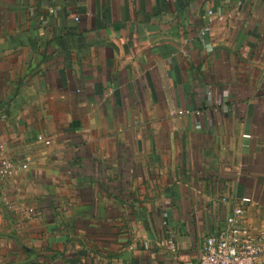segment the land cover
<instances>
[{
    "label": "crops",
    "instance_id": "1",
    "mask_svg": "<svg viewBox=\"0 0 264 264\" xmlns=\"http://www.w3.org/2000/svg\"><path fill=\"white\" fill-rule=\"evenodd\" d=\"M0 142V264H187L238 205L264 234V0H0Z\"/></svg>",
    "mask_w": 264,
    "mask_h": 264
},
{
    "label": "built area",
    "instance_id": "2",
    "mask_svg": "<svg viewBox=\"0 0 264 264\" xmlns=\"http://www.w3.org/2000/svg\"><path fill=\"white\" fill-rule=\"evenodd\" d=\"M209 13L213 10L209 9ZM189 109H179L182 113ZM38 138H41L39 136ZM28 167L27 159L10 157L0 142V178ZM244 206H235L225 223L205 236L200 256L187 264H264V234H255L241 219ZM174 234L170 241L173 246Z\"/></svg>",
    "mask_w": 264,
    "mask_h": 264
}]
</instances>
